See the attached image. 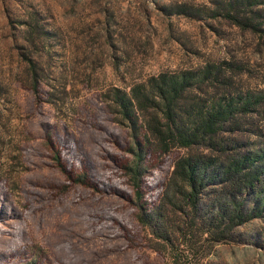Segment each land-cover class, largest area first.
Masks as SVG:
<instances>
[{
  "label": "rangeland",
  "instance_id": "rangeland-1",
  "mask_svg": "<svg viewBox=\"0 0 264 264\" xmlns=\"http://www.w3.org/2000/svg\"><path fill=\"white\" fill-rule=\"evenodd\" d=\"M206 64L222 68L208 95L257 99L233 127L261 148L264 0H0V264H164L135 219L108 96ZM181 152L146 150L145 202ZM201 264H264V216Z\"/></svg>",
  "mask_w": 264,
  "mask_h": 264
},
{
  "label": "trees",
  "instance_id": "trees-1",
  "mask_svg": "<svg viewBox=\"0 0 264 264\" xmlns=\"http://www.w3.org/2000/svg\"><path fill=\"white\" fill-rule=\"evenodd\" d=\"M221 69L206 64L161 71L127 91L110 89L108 107L131 140L132 160L123 169L135 219L164 264H201L217 244L235 240L238 226L264 216V145L243 148L233 127L257 99L208 95ZM150 146L162 154L174 147L182 152L158 197L147 203L141 164Z\"/></svg>",
  "mask_w": 264,
  "mask_h": 264
}]
</instances>
